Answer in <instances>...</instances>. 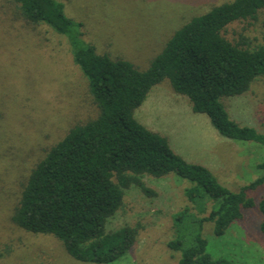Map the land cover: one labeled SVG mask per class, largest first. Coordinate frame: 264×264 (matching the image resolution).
Wrapping results in <instances>:
<instances>
[{
  "label": "rangeland",
  "instance_id": "374dc122",
  "mask_svg": "<svg viewBox=\"0 0 264 264\" xmlns=\"http://www.w3.org/2000/svg\"><path fill=\"white\" fill-rule=\"evenodd\" d=\"M65 15L82 23L83 39L98 54L122 58L139 70L161 52L171 35L191 18L234 0H56ZM234 42L242 38L254 46L264 41V9L255 20L234 22L225 29ZM230 120L264 135V76L236 96H221ZM97 114L87 81L72 60L66 38L44 24L25 21L15 0H0V264H94L71 258L51 235L33 234L18 228L11 215L30 170L48 148L76 123ZM135 119L167 138L173 152L186 161L206 167L219 184L237 191L263 173L264 147L217 134L204 114L191 110L190 102L176 94L167 80L154 86L134 112ZM154 192L138 188L126 191L122 208L110 219L109 230L135 227L137 239L126 255L110 264H175L180 257L167 243L188 237L191 227L177 224L174 215L189 208L184 196L191 183L168 174L143 176ZM262 187L247 196L255 205L242 210L222 236L203 225L206 252L212 259L231 264H264V235L259 200Z\"/></svg>",
  "mask_w": 264,
  "mask_h": 264
},
{
  "label": "trees",
  "instance_id": "16d2710c",
  "mask_svg": "<svg viewBox=\"0 0 264 264\" xmlns=\"http://www.w3.org/2000/svg\"><path fill=\"white\" fill-rule=\"evenodd\" d=\"M25 21L44 24L66 38L72 60L87 81L97 114L74 124L48 148L30 170L11 215L18 228L33 234L51 235L76 261L110 264L126 255L138 231L130 225L109 230L106 225L122 208L125 193L138 188L153 195L143 176L168 174L191 183L184 191L189 208L174 215L177 224L191 227L188 237H176L167 247L180 253L175 264H231L212 259L201 231L212 224L219 237L243 218L242 210L254 207L249 191L262 187L259 210L264 235V162L262 175L232 191L217 181L204 166L175 154L166 137L139 123L134 112L152 88L167 80L170 88L185 97L195 113L204 114L217 134L264 147V135L229 119L221 96L245 93L251 82L264 76V41L251 46L242 38L225 37L228 25L255 20L264 0H234L191 18L177 29L149 63L139 70L122 58L98 54L83 39V25L68 18L56 0H15ZM189 225V226H188Z\"/></svg>",
  "mask_w": 264,
  "mask_h": 264
}]
</instances>
